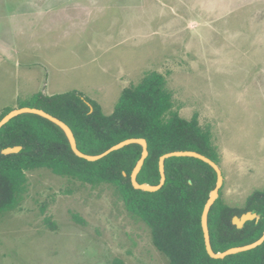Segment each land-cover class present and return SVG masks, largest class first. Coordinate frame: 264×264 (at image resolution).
<instances>
[{
	"label": "rangeland",
	"instance_id": "rangeland-1",
	"mask_svg": "<svg viewBox=\"0 0 264 264\" xmlns=\"http://www.w3.org/2000/svg\"><path fill=\"white\" fill-rule=\"evenodd\" d=\"M151 72L211 132L221 203L244 209L264 191V0H0V113L78 91L111 115ZM27 177L0 264H169L115 187Z\"/></svg>",
	"mask_w": 264,
	"mask_h": 264
},
{
	"label": "trees",
	"instance_id": "trees-1",
	"mask_svg": "<svg viewBox=\"0 0 264 264\" xmlns=\"http://www.w3.org/2000/svg\"><path fill=\"white\" fill-rule=\"evenodd\" d=\"M166 86L162 74L148 73L137 86L123 91L111 115H105L97 102L78 91L53 96L37 94L31 105L20 108L43 110L64 122L73 131L78 149L89 156L101 155L129 139H145L149 156L137 180L139 184L158 186L159 161L165 154L197 152L217 163L211 132L202 128L197 114L188 120L173 113V95ZM11 111L1 112L0 121ZM14 147L22 150L3 154ZM142 153V146L130 145L89 162L74 154L60 127L37 115H20L0 129V216L20 204L27 192L28 172L48 169L82 184L115 187L127 211L150 228L154 246L169 259V264H264V243L225 259L208 255L201 222L217 184V174L211 166L194 158L168 159L164 186L158 192H144L136 190L131 182ZM247 212L261 218L238 230L233 218ZM209 231L215 253L261 239L264 191L255 192L244 209L224 205L219 197L209 214Z\"/></svg>",
	"mask_w": 264,
	"mask_h": 264
},
{
	"label": "water",
	"instance_id": "water-1",
	"mask_svg": "<svg viewBox=\"0 0 264 264\" xmlns=\"http://www.w3.org/2000/svg\"><path fill=\"white\" fill-rule=\"evenodd\" d=\"M24 114H32V115L40 116V117L45 118V119L49 120L50 122L54 123L58 127H60L64 131V133L66 134V136L69 140L71 149L74 152V154L76 156H78L79 158L85 159L89 162L99 161V160L107 157L111 153L116 152V151H120L123 148L130 146V145L138 144V145L142 146V148H143L142 157L139 160L138 164L136 165V167L133 170L132 175H131V182H132L133 187L136 190H141V191L150 192V193L158 192L164 186V184L166 182L165 162L168 159H171V158H194V159H198V160L208 164L209 166H211L214 169V171L217 174V184H216L215 189L210 193L209 200L207 201V204H206L204 211H203L202 222H201L202 230H203V234H204V239H205V246H206V250H207L208 255L211 258L217 259V260L218 259H225L226 257L231 256V255H236V254H240V253H244V252L254 250L264 243V234H263L262 238L253 244H250V245H247L244 247L231 248V249H229L223 253H215L214 252V250L212 248V244H211V237H210V231H209V214H210L211 208L214 206V204L216 203V201L220 197V190L223 186L224 179H223V175H222L221 169L218 166V164L215 163L214 161H212L211 159H209L208 157H206L202 154H199L197 152H191V151H180V152H172V153L165 154L164 156H162L160 158V161H159V170H160V175H161L160 184L158 186H152L149 184H139L138 180H137L138 175L140 174V172L144 166V163L149 156L148 142L145 139H129V140L123 141L120 144L112 147L110 150H108L105 153L98 155V156L85 155L78 149V145H77V141L75 139L74 133L68 125H66L64 122H62L58 118L46 113L43 110H39L36 108H30V107H24V108H20V109L11 111L9 114H7L0 121V129L3 126H5L6 124H8L11 120L15 119L16 117H18L20 115H24ZM21 150H22L21 147L8 148V149H5L3 151V154L4 155L17 154ZM260 218H261V216L256 214L255 212H247V213L241 215L240 217H238V216L234 217L232 223L238 230H242L246 223L253 222V221L258 222L260 220Z\"/></svg>",
	"mask_w": 264,
	"mask_h": 264
},
{
	"label": "flooded vegetation",
	"instance_id": "flooded-vegetation-1",
	"mask_svg": "<svg viewBox=\"0 0 264 264\" xmlns=\"http://www.w3.org/2000/svg\"><path fill=\"white\" fill-rule=\"evenodd\" d=\"M246 224H247V223H246ZM246 224H245V225H246ZM244 227H245V226H244Z\"/></svg>",
	"mask_w": 264,
	"mask_h": 264
}]
</instances>
